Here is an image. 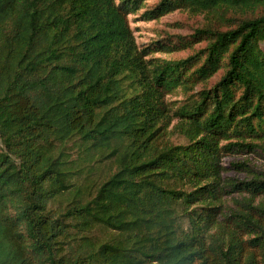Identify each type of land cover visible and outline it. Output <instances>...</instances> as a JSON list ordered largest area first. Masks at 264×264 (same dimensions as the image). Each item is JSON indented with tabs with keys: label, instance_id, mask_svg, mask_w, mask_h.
<instances>
[{
	"label": "trees",
	"instance_id": "trees-1",
	"mask_svg": "<svg viewBox=\"0 0 264 264\" xmlns=\"http://www.w3.org/2000/svg\"><path fill=\"white\" fill-rule=\"evenodd\" d=\"M144 1L0 0V264H264V0Z\"/></svg>",
	"mask_w": 264,
	"mask_h": 264
},
{
	"label": "rangeland",
	"instance_id": "rangeland-1",
	"mask_svg": "<svg viewBox=\"0 0 264 264\" xmlns=\"http://www.w3.org/2000/svg\"><path fill=\"white\" fill-rule=\"evenodd\" d=\"M158 0H145L144 5L132 15L129 16L130 26L133 30L135 41L139 46H146L155 42L156 40H170L176 37H187L193 32V29L202 23L200 15L191 13L188 10H176L167 13L159 18L152 20H143L141 18L142 12L150 5L156 3ZM261 50L264 52V41L259 44ZM198 47V46H197ZM191 50H180L175 52H153L151 56L159 58H179L187 55ZM174 99L173 97H169ZM174 141L181 142L179 137L174 138ZM242 157L228 155L223 157L222 162L228 165L231 161H237ZM244 172L236 170H226L221 174V180H226L228 177H245ZM231 203L233 199L226 198V202Z\"/></svg>",
	"mask_w": 264,
	"mask_h": 264
}]
</instances>
